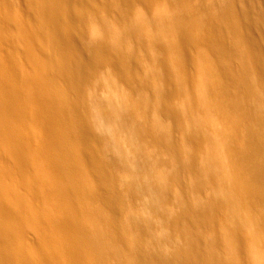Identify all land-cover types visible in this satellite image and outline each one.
Segmentation results:
<instances>
[{
    "label": "bare ground",
    "instance_id": "6f19581e",
    "mask_svg": "<svg viewBox=\"0 0 264 264\" xmlns=\"http://www.w3.org/2000/svg\"><path fill=\"white\" fill-rule=\"evenodd\" d=\"M0 264H264V0H0Z\"/></svg>",
    "mask_w": 264,
    "mask_h": 264
}]
</instances>
